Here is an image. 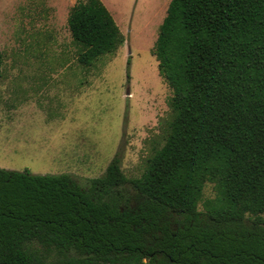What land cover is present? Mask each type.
<instances>
[{
  "label": "trees",
  "instance_id": "16d2710c",
  "mask_svg": "<svg viewBox=\"0 0 264 264\" xmlns=\"http://www.w3.org/2000/svg\"><path fill=\"white\" fill-rule=\"evenodd\" d=\"M68 29L86 67L125 42L101 0ZM153 53L171 117L144 173L0 167V264H264V0H171Z\"/></svg>",
  "mask_w": 264,
  "mask_h": 264
},
{
  "label": "rangeland",
  "instance_id": "374dc122",
  "mask_svg": "<svg viewBox=\"0 0 264 264\" xmlns=\"http://www.w3.org/2000/svg\"><path fill=\"white\" fill-rule=\"evenodd\" d=\"M102 1L125 42L86 67L68 29L77 0H0L1 168L85 183L119 153L139 178L164 145L172 90L153 50L171 0Z\"/></svg>",
  "mask_w": 264,
  "mask_h": 264
},
{
  "label": "crops",
  "instance_id": "0c3cea01",
  "mask_svg": "<svg viewBox=\"0 0 264 264\" xmlns=\"http://www.w3.org/2000/svg\"><path fill=\"white\" fill-rule=\"evenodd\" d=\"M101 1H102V0H101ZM102 2H103V1H102ZM170 2H171V1H170ZM103 4H104V3H103ZM166 5H167V4H165L164 6L167 7Z\"/></svg>",
  "mask_w": 264,
  "mask_h": 264
}]
</instances>
